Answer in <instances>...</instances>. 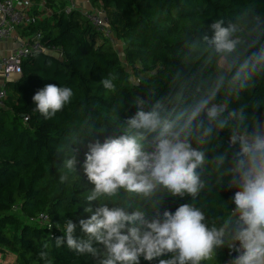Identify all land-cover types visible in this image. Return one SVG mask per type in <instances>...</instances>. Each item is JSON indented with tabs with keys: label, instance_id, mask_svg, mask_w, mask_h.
<instances>
[{
	"label": "clouds",
	"instance_id": "obj_1",
	"mask_svg": "<svg viewBox=\"0 0 264 264\" xmlns=\"http://www.w3.org/2000/svg\"><path fill=\"white\" fill-rule=\"evenodd\" d=\"M116 79L109 74L100 83L115 94ZM165 84L162 94L136 93L130 103L137 111L123 123L78 124L60 151L59 183L80 177L78 154L87 142L89 218L50 225L63 233L54 247L92 264H141V257L220 264L225 248L226 264H264V98L252 99L254 89L264 90V10L245 5L231 18L213 19L207 31L182 34ZM74 95L71 87L47 84L34 94L33 111L50 120ZM109 127L121 134L101 142ZM213 183L235 191L221 204L223 214L209 219L195 202ZM186 195L193 203L160 211L167 197ZM48 247L42 244L39 258L53 264Z\"/></svg>",
	"mask_w": 264,
	"mask_h": 264
},
{
	"label": "trees",
	"instance_id": "obj_2",
	"mask_svg": "<svg viewBox=\"0 0 264 264\" xmlns=\"http://www.w3.org/2000/svg\"><path fill=\"white\" fill-rule=\"evenodd\" d=\"M45 2L52 15L40 20L43 0H35V20L23 33L42 32L45 42L60 47L64 57L33 56L24 62L21 79L7 85V106L0 109V253L14 254V264H45L39 253L47 243L53 264H92L90 257L54 247V237L63 233L49 225L63 226L69 218L79 224L81 218H89L83 211V196L94 187L82 167L87 142L80 145L78 154L80 177L65 185L59 183L61 149L74 140V132L85 118L99 128L123 123L137 111L130 103L136 93L162 94L182 34L204 27L207 31L213 19L231 18L245 5L255 3L264 10V0H92L109 14L125 61L112 40L96 33L84 13L74 10L66 15V0ZM109 74L117 77L115 94L100 83ZM145 74L149 75L140 79ZM47 84L71 87L75 94L72 103L50 120L33 111L34 94ZM261 98L264 90L254 89L252 99ZM260 112L264 113V107ZM120 134L109 127L98 138L103 142ZM234 191L226 184L221 187L213 183L201 193L196 206L209 219L220 216L224 211L221 204L229 202ZM185 203H193L192 197H167L160 211L174 213ZM234 207L229 203L228 210ZM41 215L48 217L49 225L31 222ZM161 258H170V254ZM230 259L229 249H223L220 264ZM141 264H158V259L149 262L141 257Z\"/></svg>",
	"mask_w": 264,
	"mask_h": 264
},
{
	"label": "built area",
	"instance_id": "obj_3",
	"mask_svg": "<svg viewBox=\"0 0 264 264\" xmlns=\"http://www.w3.org/2000/svg\"><path fill=\"white\" fill-rule=\"evenodd\" d=\"M64 9L66 15L74 10L81 11L83 3L80 0H66ZM85 2L89 0H84ZM34 0H0V42L15 39L18 29L28 31L34 22L32 14ZM46 2L42 3L44 9ZM86 16L96 33L106 40L114 41L115 33L109 14L104 9H90L81 11ZM51 55L63 59L64 54L60 47L48 45L44 40L42 32L24 35L19 45L7 55H0V109L6 108L9 95L8 84L18 82L23 75V64L26 60L36 55ZM31 222L40 226L49 225V219L41 215L37 220ZM50 226V225H49ZM223 264H226L223 263Z\"/></svg>",
	"mask_w": 264,
	"mask_h": 264
},
{
	"label": "crops",
	"instance_id": "obj_4",
	"mask_svg": "<svg viewBox=\"0 0 264 264\" xmlns=\"http://www.w3.org/2000/svg\"><path fill=\"white\" fill-rule=\"evenodd\" d=\"M43 2H44V0H43ZM80 2L83 3L82 7L80 8L81 11L90 10V9H100L101 8V6H95L92 3V0H89L87 2H85L84 0H80ZM41 9L45 10V11L48 10V8H46V5H45L44 9L43 8H41ZM23 32H26V31H24L22 29H18L17 32L15 33V39H10L8 41L0 42V55H7L10 53V51L15 49L19 45V43H20L21 39L24 37V35H27V34H24ZM115 43L122 45L121 42L115 41ZM3 257H4V254L0 253V264H14L15 263V258L12 259L11 261H8V260L3 261L4 260Z\"/></svg>",
	"mask_w": 264,
	"mask_h": 264
},
{
	"label": "rangeland",
	"instance_id": "obj_5",
	"mask_svg": "<svg viewBox=\"0 0 264 264\" xmlns=\"http://www.w3.org/2000/svg\"><path fill=\"white\" fill-rule=\"evenodd\" d=\"M34 2H35V1H34ZM39 11H40V14H39L38 18H39L40 20H42V19H44V18L49 17V16L52 15L51 9H48L47 11H45V10H42V9L39 7ZM108 12H111V11H108ZM100 41H101V40H99V42H100ZM115 41L118 42L117 37H115V38H114V41H112V42H113V45H114V47L116 48L117 52L120 54V56H122V55H123V46H122L121 44H117V43H115ZM148 75H149V74L142 75V76L140 77V79H141V78H145V77L148 76ZM3 254H4V257H3L4 260H3V261H5V260L11 261L12 259L15 258V255L12 254V253H10V252H5V253H3Z\"/></svg>",
	"mask_w": 264,
	"mask_h": 264
},
{
	"label": "water",
	"instance_id": "obj_6",
	"mask_svg": "<svg viewBox=\"0 0 264 264\" xmlns=\"http://www.w3.org/2000/svg\"><path fill=\"white\" fill-rule=\"evenodd\" d=\"M121 59H122L123 61H125V57H124L123 55L121 56Z\"/></svg>",
	"mask_w": 264,
	"mask_h": 264
}]
</instances>
